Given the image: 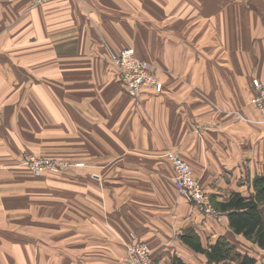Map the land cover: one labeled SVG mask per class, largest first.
Listing matches in <instances>:
<instances>
[{
  "label": "crops",
  "instance_id": "0c3cea01",
  "mask_svg": "<svg viewBox=\"0 0 264 264\" xmlns=\"http://www.w3.org/2000/svg\"><path fill=\"white\" fill-rule=\"evenodd\" d=\"M197 1L187 0L186 13L176 16L177 10L165 11L166 0H157V13L150 17L147 0H139L134 5L147 14L139 42L135 25L101 22L117 7L133 11L131 0H87L85 8L80 0L38 8L31 0H0V163L9 159L13 148L5 143L14 141L21 120L52 116L55 108L46 96H60L86 116L97 136L94 149L123 154L109 160L120 165L115 174L95 177L106 190L95 192V205L73 223H65L63 213L45 210L46 218L26 224L7 212L9 205L0 209V262L127 264L133 234L150 246L159 264H176V259L208 264L204 254L182 241L184 234H196L204 247L219 237L233 243L246 239L233 232L222 211L219 223L179 196L164 154L175 151L185 158L217 203L235 192L256 194L255 180L264 176V126L251 100L252 80L264 81V0H248V14L245 0H199V12ZM178 5L180 0L171 7ZM215 6L221 8L215 11ZM99 24L115 49L134 43L149 61L154 48L173 54L172 60H157L161 93L145 90L132 100L111 63L90 59L101 52ZM178 24L187 29L188 47L175 43ZM164 38L175 45L163 43ZM105 134L116 142L103 143ZM5 203L14 201L1 197L0 206Z\"/></svg>",
  "mask_w": 264,
  "mask_h": 264
},
{
  "label": "rangeland",
  "instance_id": "374dc122",
  "mask_svg": "<svg viewBox=\"0 0 264 264\" xmlns=\"http://www.w3.org/2000/svg\"><path fill=\"white\" fill-rule=\"evenodd\" d=\"M54 1L56 0L33 5L31 0V6L32 8H38ZM138 1L139 0H131L133 11H131V6L130 8H123L125 10L121 9V11L117 7V9L113 11V17L108 18L102 16L101 22L103 24L108 20L118 23L123 22L127 29L128 27L135 25L136 29L134 30V37H136V39L138 38L140 42L143 36V31H146L147 14L143 15L141 7L139 5H134ZM176 1L177 0H166V4L169 7L165 6V11L167 12V10H170L173 14L176 13L177 10L178 14H176V16L183 15L186 13L184 4H186L187 0H180L182 6L178 5L177 8L174 9L171 6H173ZM222 1L232 4L237 0ZM245 1L246 7H244V9L246 10V14H248V12H251L250 9L252 7L251 5L248 6V0ZM80 2L81 6L85 8L87 0H80ZM201 3L202 1H197L196 10L198 12L203 6ZM217 3H214V5ZM225 3H223V5ZM144 5L149 9V16H155L157 13V0H147ZM219 8L221 7L215 6L214 10L217 11ZM229 9L231 10L230 7ZM178 26L180 27L179 29H174L180 30L181 35L175 43L177 45L181 42L182 45L188 47L190 39L185 32L187 29L183 24H178ZM100 29L102 30L99 24V28H97L98 35L96 38L100 43L101 52L97 55H91L90 59H100L102 62H105V64L106 62L109 64L111 63V67H114L113 72L115 71L127 96L132 98V100L138 98L145 90H153L161 93L164 86L158 75V73H162V71L156 66L158 64L157 60L162 58H170L169 60H172L173 54L170 52V54H166V51L165 53H162L161 51L157 52L156 48H154L152 52V58H154V61H149L140 57V53L134 43L129 46L115 49L111 46L104 33H102L103 30L99 31ZM202 30L204 29L202 28ZM164 42L172 47L175 45L171 38H164L163 43ZM160 47L164 48L162 44ZM127 56H131V59L135 58L140 63V67L145 68L134 70L128 69L127 65H121L120 61L122 60V57L125 59ZM168 63L171 66V63ZM144 73L150 74L155 82L160 83L161 89L157 90L154 86L146 85L141 87L135 95L131 94L130 82H134V80H137L138 77ZM171 73V69L165 72L166 75H170ZM104 93L105 92L101 91V95ZM96 94L99 95L100 92L98 91ZM45 98L50 101L52 108H55L52 116L44 114L38 115L36 119L24 118V120H21L24 124L18 129L19 133L12 136L14 141L11 143H5L7 146L11 145L13 149L1 145L7 150L10 149V156L7 162L0 163V198L2 197L4 200L10 199V202L14 201V203H5L0 206V209L3 211L4 208L9 205L10 207L7 212L11 214L13 212L14 217H20L21 222L26 224L31 218H46L47 216L42 215L45 210H50L53 213H63L62 216L65 218V223H73L78 218L79 213H84L87 216L86 210L95 205V197L99 198V196L94 195V193L99 192L100 188L106 190L105 183H99L95 180V177L98 178L101 175L105 177L107 175L115 174L113 171L117 172L120 165L117 163H111L109 160L122 159L123 154L120 155L119 150L110 151L104 148L101 150L94 149L93 146L96 145L97 141L95 138L97 136H94V134L92 135L91 132H93L94 129L91 122L85 120L86 116L80 110L76 109V105L66 103L65 99L60 96H46ZM132 137L133 136L130 135L128 137L125 136V138H128L129 143ZM117 138L120 141V136H117ZM101 140L103 143L116 142L115 136L109 134L103 135ZM126 153L130 154L131 152ZM166 153L164 155L167 160L169 159L168 154L170 153L176 154L180 158L186 160L178 152L169 151L167 155ZM136 154V158L139 159L140 152H136ZM167 163L170 166L174 177L175 172L173 166L169 160ZM197 181L203 187L198 179ZM261 184L263 185L261 186ZM261 184L258 186L256 185V199L264 209V194L261 193V188L264 186V183ZM204 190L206 191L205 188ZM177 192L179 196L185 198L189 204H192L185 194H181L178 190ZM258 192H260V194ZM213 202L214 201H212L214 208L222 213ZM96 205L101 206V203L98 202ZM192 205L195 206L194 204ZM199 211L202 212L201 210ZM206 217L215 219L213 216ZM0 218H2L1 215ZM215 220L219 223L222 222L221 219ZM30 222L32 223V221ZM22 232H24V229H22ZM25 234H31V231L28 230V226L26 227ZM132 239L133 241L127 247V252L129 246L136 243L133 234ZM231 243L235 245L241 253L254 257L256 264H264V251L260 249L258 245L255 246L252 241L241 238L235 243ZM144 244L151 249L147 243L144 242ZM151 261L154 264H159L158 261H156L153 252L151 253ZM125 262L131 264L128 261V253H126ZM197 263H199V261ZM0 264L19 263L0 262Z\"/></svg>",
  "mask_w": 264,
  "mask_h": 264
},
{
  "label": "trees",
  "instance_id": "16d2710c",
  "mask_svg": "<svg viewBox=\"0 0 264 264\" xmlns=\"http://www.w3.org/2000/svg\"><path fill=\"white\" fill-rule=\"evenodd\" d=\"M261 183H264V176L256 178L255 186ZM261 191L264 194V186ZM212 201L218 210L227 215L229 225L235 234L244 236L264 251V209L256 199V194L246 197L235 192L230 195L228 201L218 203L214 199ZM182 241L194 251L204 254L208 264H256L254 257L241 253L226 237H219L208 247H204L200 238L191 232L184 234ZM175 262L185 264L180 259H176Z\"/></svg>",
  "mask_w": 264,
  "mask_h": 264
},
{
  "label": "built area",
  "instance_id": "2783aa9c",
  "mask_svg": "<svg viewBox=\"0 0 264 264\" xmlns=\"http://www.w3.org/2000/svg\"><path fill=\"white\" fill-rule=\"evenodd\" d=\"M51 0H32L33 5L42 4ZM121 65H127L128 69H144L140 67V63L135 59H131V56H127L125 59L122 57L120 61ZM146 72V71H145ZM130 92L135 95L141 87L151 85L161 89V84L155 82L151 75L144 73L138 77L134 82H130ZM252 85L255 90V94L252 98V104L257 108L261 114L260 123L264 126V81L256 78L252 81ZM169 161L174 169L173 181L177 190L181 194H185L187 198L194 204L199 210L202 211L206 216H213L215 219H223V214L217 211L213 204L211 196L204 190V188L198 183L197 178L194 174L192 166L178 155L170 153ZM128 248V261L131 264H154L151 261V249L144 244V242L136 240Z\"/></svg>",
  "mask_w": 264,
  "mask_h": 264
}]
</instances>
